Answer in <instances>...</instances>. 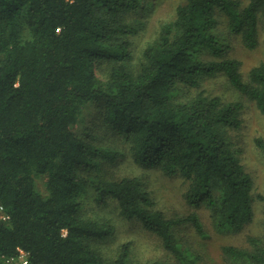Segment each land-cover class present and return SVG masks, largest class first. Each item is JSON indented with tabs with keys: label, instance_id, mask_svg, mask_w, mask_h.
Returning a JSON list of instances; mask_svg holds the SVG:
<instances>
[{
	"label": "trees",
	"instance_id": "trees-1",
	"mask_svg": "<svg viewBox=\"0 0 264 264\" xmlns=\"http://www.w3.org/2000/svg\"><path fill=\"white\" fill-rule=\"evenodd\" d=\"M140 4L0 0V264H11L20 249L28 264H133L131 242L113 257L94 244L114 226L85 215L89 193L99 205L118 201L124 218L140 219L177 255L178 224L191 222L205 235L197 212L167 217L157 209L140 177L106 175L103 164L121 149L74 130L91 104L136 163L184 178L187 202L207 208L217 232L241 231L254 219L255 200L264 201L228 136L241 125L243 104L204 90L182 98L223 72L264 114V62L245 80L240 61L225 57L218 30L222 13L230 31L256 48L264 0H186L135 62L138 26L128 16ZM255 144L264 154V138ZM43 177L46 193L37 187ZM250 243L223 246L222 264H264V244Z\"/></svg>",
	"mask_w": 264,
	"mask_h": 264
},
{
	"label": "rangeland",
	"instance_id": "rangeland-1",
	"mask_svg": "<svg viewBox=\"0 0 264 264\" xmlns=\"http://www.w3.org/2000/svg\"><path fill=\"white\" fill-rule=\"evenodd\" d=\"M245 6L249 0H239ZM186 0H141L140 7L130 12L128 18L138 26V32L133 36L131 47L134 61H138L142 50L154 40L161 24L174 19L177 7ZM219 32L227 43L225 57L240 61V70L245 80L249 71L255 65L264 62V17L259 22L256 48L245 46L241 35L230 31L227 18L220 13ZM100 75L101 72L98 71ZM188 89V88H186ZM204 90L211 96H220L223 101H240L241 125L228 130V136L241 149L240 157L246 170L254 179V193L264 194V154L256 146L255 138H264V114L256 103L240 93L229 81L227 75L219 72L206 76L199 87L183 91L182 98L189 100L191 96ZM74 130L81 136L89 133L98 143H112L121 149L120 155L112 163L103 164L108 177L138 176L144 182V187L155 201V207L162 210L167 217L185 218L191 212H197L204 225L205 235L200 234L191 222H183L176 227V234L182 245L179 255L167 249L162 238L149 230L143 222L134 218L128 220L120 214L119 203L111 200L107 205L95 202L92 193L85 196L84 213L98 219L108 220L114 226L113 234L105 240L95 242L104 255L113 257L124 242H131L130 261L133 264H222L223 246L235 245L249 247L252 238H258L264 244V201L254 202V219L239 232L219 233L216 231L211 213L201 206L196 208L185 198L187 184L180 175H169L158 167L147 168L136 163L127 146L118 140L112 130L103 123L101 108L96 104L87 106L74 125ZM84 172V170H82ZM37 187L46 193L45 178L37 180Z\"/></svg>",
	"mask_w": 264,
	"mask_h": 264
},
{
	"label": "built area",
	"instance_id": "built-area-1",
	"mask_svg": "<svg viewBox=\"0 0 264 264\" xmlns=\"http://www.w3.org/2000/svg\"><path fill=\"white\" fill-rule=\"evenodd\" d=\"M4 210V207L0 205V212ZM6 218V216H4ZM9 262L11 264H28L29 263V257L28 254L23 250L20 249V253L16 257H12Z\"/></svg>",
	"mask_w": 264,
	"mask_h": 264
}]
</instances>
